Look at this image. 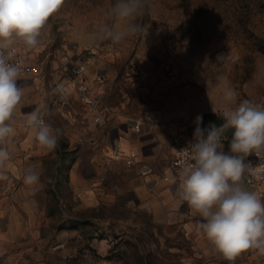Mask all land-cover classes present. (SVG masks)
<instances>
[{
  "label": "rangeland",
  "instance_id": "1",
  "mask_svg": "<svg viewBox=\"0 0 264 264\" xmlns=\"http://www.w3.org/2000/svg\"><path fill=\"white\" fill-rule=\"evenodd\" d=\"M117 2L64 0L36 50L25 53L17 46L27 62L44 65L51 90L68 61L93 50L90 77L105 73L97 94L109 111L102 126L80 103L72 115L53 110L49 124L60 134L52 151L35 143L24 122L17 139L0 144L30 150L23 175L32 167L40 176L22 194L11 195L18 190L13 185L0 187V264H183L191 247L185 230L154 218L150 206L141 203L131 168L151 167L162 176L172 129L195 128L197 115L203 117L202 128L219 126L225 122L222 112L245 99L264 105V0H144V13L136 19L144 31L119 44L93 40L103 23L127 28L108 15ZM226 88L235 93L232 101L224 99ZM129 121H139V130ZM143 132L148 146L138 162L135 147ZM232 132L225 134L231 139ZM101 133L109 135L106 151L113 155L119 147L121 158L109 160L104 179L95 180L92 190L84 165L73 188L71 166ZM63 158L62 189L54 195L53 175ZM28 188L38 195L26 197Z\"/></svg>",
  "mask_w": 264,
  "mask_h": 264
},
{
  "label": "clouds",
  "instance_id": "2",
  "mask_svg": "<svg viewBox=\"0 0 264 264\" xmlns=\"http://www.w3.org/2000/svg\"><path fill=\"white\" fill-rule=\"evenodd\" d=\"M64 0H0V144L16 133L15 114L25 89L20 83L25 66L18 56L36 50L49 18L62 7ZM144 0H118L108 15L116 23H127L118 30L115 23H103L96 29L93 40H111L119 44L127 36L144 31L136 19L144 13ZM220 55L218 58H220ZM59 91V89H56ZM224 99L232 101L235 93L226 88ZM45 110L26 116L24 127L30 129L41 149L57 147L60 129L46 123ZM224 123H210L202 128V115L195 118L196 127L190 149L176 169V195L186 202L200 220L195 227L231 262L244 251L257 250L264 255V201L245 186V176L264 179V105L243 100L236 107L222 112ZM232 129L228 152L222 139ZM259 158L253 166L247 158ZM11 153L0 147V180H6ZM39 173L30 167L23 177L25 185L39 182Z\"/></svg>",
  "mask_w": 264,
  "mask_h": 264
},
{
  "label": "crops",
  "instance_id": "3",
  "mask_svg": "<svg viewBox=\"0 0 264 264\" xmlns=\"http://www.w3.org/2000/svg\"><path fill=\"white\" fill-rule=\"evenodd\" d=\"M48 79L49 73L47 70L43 71L38 77L22 75L20 83L25 89V95L15 114L14 127L16 130L23 125L28 114L39 110L41 107L49 108L50 100L53 97V90L49 87ZM65 109H68V111H65L64 108H49L48 122L52 118L51 112L53 110H55L56 113L65 114V112H67L70 115L75 111L74 107ZM129 122L132 125V121ZM100 124L103 126L104 123L102 122ZM128 132L129 131H126V134H128ZM151 132L152 131H150V133ZM145 134L146 132L139 134L140 146L135 147L138 153V162L146 157L145 147L148 145L144 143L143 137ZM14 139H17V133L9 140ZM32 140L33 137L31 138V141ZM92 140H94V138H92ZM98 140L99 141L95 139L90 146L83 147L79 152L81 158L78 157L73 166H71L69 183L73 188L77 186L76 182L80 179L79 175L83 173L84 165L86 170L85 179L87 182H91V190L94 189V184H96V182H94L95 180L104 179V172H106L104 171L106 170L104 167H106L111 157L110 152L106 151L104 148L109 140V135L104 136V134L101 133L100 139ZM128 141H130V139L126 136L123 142L125 148L130 147ZM8 150L11 153V159L8 163V171L6 173L8 178L6 180H0V187L10 188L13 185L18 190L11 193V195L22 194L23 190L25 191L27 187L23 182L24 175L22 172V164L23 160H27L30 154L29 152L31 151ZM131 170V173L135 177L134 187L138 190L137 192L140 193L141 203H146L150 206L154 218L158 221H164L167 224L179 225L185 230L191 247L187 255L182 258L183 264H264V255H260L257 250L244 251L231 262L225 260L215 246L212 245L201 232L196 230L195 225L197 221L200 220V217L188 208L186 202H183L178 195H176L175 177H171L169 180L164 178L168 173L167 170L162 176L152 173V168L146 166L131 168ZM93 173H95L96 176H93ZM10 183L12 184L10 185ZM34 194L35 196L38 195V193H35L34 189L28 188L26 197L33 198ZM261 198L262 201H264V197ZM23 201L27 200H20V202Z\"/></svg>",
  "mask_w": 264,
  "mask_h": 264
},
{
  "label": "built area",
  "instance_id": "4",
  "mask_svg": "<svg viewBox=\"0 0 264 264\" xmlns=\"http://www.w3.org/2000/svg\"><path fill=\"white\" fill-rule=\"evenodd\" d=\"M93 53V50H88L77 59L67 62L63 76L54 83L52 89L53 97L50 100L49 108H71L74 107L75 103H80L87 109L88 115L94 124H100L104 119V115L109 111V107L100 106L101 101L97 94V87L105 83L106 76L104 72H98L95 77H90ZM17 58L20 59L25 66L23 75L29 77H38L43 73L44 65L27 62L20 55H18ZM56 89H59V91H56ZM49 108L41 107L39 109L46 111V123H49ZM132 126L135 130H139V121H132ZM194 129V127L189 125L177 127L170 131L172 152L167 160L166 170L168 173L164 177L166 180H169L171 177H175L176 169L180 167L181 161L186 158L187 153H182L180 150L184 148H191L190 142L193 140ZM229 141L230 138L225 134V137L222 139L225 152H228L229 150ZM131 152L134 154V151ZM121 155V151L119 147H117L109 160H119ZM247 160L251 161L253 166H256L260 163L259 158L254 154L250 155ZM245 186L252 188L258 196L264 197V179H259L255 175L246 174Z\"/></svg>",
  "mask_w": 264,
  "mask_h": 264
},
{
  "label": "trees",
  "instance_id": "5",
  "mask_svg": "<svg viewBox=\"0 0 264 264\" xmlns=\"http://www.w3.org/2000/svg\"><path fill=\"white\" fill-rule=\"evenodd\" d=\"M74 156L73 157H70V164L69 166L74 162ZM65 164V158H63V160L60 162V164L58 165V167L56 168L55 170V173H54V178L56 180V183L57 185L55 186V188L51 191L54 195H57L58 192L61 191L62 187L60 186V181H59V174L61 173L62 171V167L63 165ZM68 174L69 172L66 174V177H68ZM67 188L69 189V186H67Z\"/></svg>",
  "mask_w": 264,
  "mask_h": 264
},
{
  "label": "water",
  "instance_id": "6",
  "mask_svg": "<svg viewBox=\"0 0 264 264\" xmlns=\"http://www.w3.org/2000/svg\"><path fill=\"white\" fill-rule=\"evenodd\" d=\"M251 191H254L252 188H249Z\"/></svg>",
  "mask_w": 264,
  "mask_h": 264
}]
</instances>
